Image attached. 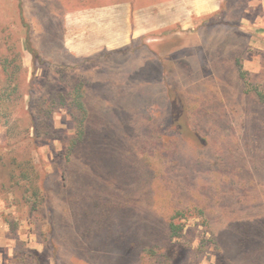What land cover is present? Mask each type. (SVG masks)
<instances>
[{"label":"rangeland","instance_id":"rangeland-1","mask_svg":"<svg viewBox=\"0 0 264 264\" xmlns=\"http://www.w3.org/2000/svg\"><path fill=\"white\" fill-rule=\"evenodd\" d=\"M81 1L0 0V264H264V0L74 58Z\"/></svg>","mask_w":264,"mask_h":264},{"label":"crops","instance_id":"crops-1","mask_svg":"<svg viewBox=\"0 0 264 264\" xmlns=\"http://www.w3.org/2000/svg\"><path fill=\"white\" fill-rule=\"evenodd\" d=\"M82 2L68 7L63 16L62 47L74 58L118 50L171 25L186 29L220 11L225 0H100L87 5Z\"/></svg>","mask_w":264,"mask_h":264},{"label":"trees","instance_id":"trees-1","mask_svg":"<svg viewBox=\"0 0 264 264\" xmlns=\"http://www.w3.org/2000/svg\"><path fill=\"white\" fill-rule=\"evenodd\" d=\"M237 63H238V66H239L240 77L244 81L245 86L247 87L249 83H248V79L246 77V71H244L242 69V66L240 64L239 59H238ZM247 90H249V89H247ZM255 93H256L257 97L259 98V100L264 103V92L263 91H259V90H255ZM72 105L76 109H78L79 111L83 112V116L81 118V123L85 124L84 123L85 118H86L85 114H84L85 113V111H84L85 104H84V101L82 100V94L79 92V90L77 88L75 89V96H74V98L72 100ZM83 124H82V126H83ZM82 136H84V128L83 129L81 128V130L78 132V136H77V139L75 141L81 140V138H83ZM169 228H170L172 236L178 235L179 231L182 229L181 226H179L178 224L174 223L173 221H171L169 223Z\"/></svg>","mask_w":264,"mask_h":264}]
</instances>
